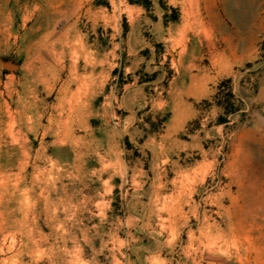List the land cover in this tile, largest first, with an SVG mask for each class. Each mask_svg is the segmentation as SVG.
I'll return each mask as SVG.
<instances>
[{
	"label": "rangeland",
	"instance_id": "374dc122",
	"mask_svg": "<svg viewBox=\"0 0 264 264\" xmlns=\"http://www.w3.org/2000/svg\"><path fill=\"white\" fill-rule=\"evenodd\" d=\"M231 4L0 0V264L264 249V0Z\"/></svg>",
	"mask_w": 264,
	"mask_h": 264
},
{
	"label": "bare ground",
	"instance_id": "6f19581e",
	"mask_svg": "<svg viewBox=\"0 0 264 264\" xmlns=\"http://www.w3.org/2000/svg\"><path fill=\"white\" fill-rule=\"evenodd\" d=\"M256 0H233V4H231L232 10L236 12L237 15L244 18L245 21L250 19L249 11L251 6L255 3ZM252 184V193L248 195L246 198L247 203L244 204V208H241L240 212L235 213V218L239 225V230H241L244 235L249 236L250 230H247V226L245 225L247 221L251 218L250 210L248 207L255 206L258 209L264 210V177H260L257 174H252V178L249 179ZM250 203V204H248ZM176 211V208H175ZM182 209L180 207L177 209L178 213H181ZM171 217V216H170ZM196 241L199 242L197 248H195ZM218 244L217 238H214L210 242V248L212 246H216ZM204 246L203 240L201 238H197L195 235H192L189 243V250H193L197 253L198 250H201V247ZM193 262L191 264H195L196 259L192 256V254H188L187 256ZM201 260L206 261L207 264H222L223 259L219 257L214 251L210 250L206 257L202 256ZM201 260L197 261L196 264H201ZM241 264H264V249L258 248L255 244L249 243L247 251L245 253V261L241 259Z\"/></svg>",
	"mask_w": 264,
	"mask_h": 264
}]
</instances>
